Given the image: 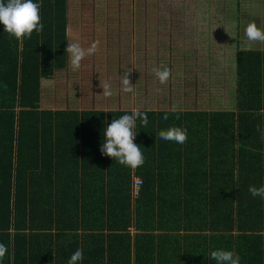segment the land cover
Returning <instances> with one entry per match:
<instances>
[{"label":"trees","instance_id":"1","mask_svg":"<svg viewBox=\"0 0 264 264\" xmlns=\"http://www.w3.org/2000/svg\"><path fill=\"white\" fill-rule=\"evenodd\" d=\"M33 2L39 34L21 45L0 24V264H68L77 249L80 264H217L218 249L264 264V199L249 192L264 186V50L241 48L240 1ZM76 41L99 48L74 72ZM134 111L147 124L132 169L100 149ZM171 127L187 142L158 138Z\"/></svg>","mask_w":264,"mask_h":264},{"label":"clouds","instance_id":"2","mask_svg":"<svg viewBox=\"0 0 264 264\" xmlns=\"http://www.w3.org/2000/svg\"><path fill=\"white\" fill-rule=\"evenodd\" d=\"M39 3L33 0H0V24L4 25V30L10 37L22 45L25 38L30 39L33 32L39 34L43 30L41 23ZM246 47L250 48L252 44H264V29L257 26L255 22L249 23L245 29ZM99 41H94L87 49L76 42H69L65 52L69 55V63L72 71L81 69V62L98 51ZM248 50V49H247ZM156 78L161 84H166L171 76V70L168 67L162 69H153ZM49 83H52L49 81ZM122 91L132 93L134 87L131 85L129 73L121 77ZM103 95L111 97L113 95L112 86L105 82L101 85ZM176 112L175 107L172 108ZM166 114L163 119L168 120ZM140 119L142 124H147V114L134 111L131 115H123L118 119H113L104 130V140L101 145L102 155H106L116 160L119 164L135 169L145 162V157L141 146L134 143L136 132V120ZM179 119V115L176 116ZM259 130V129H258ZM158 138L164 141H173L178 144L187 142L188 135L186 129L171 127L167 130H161ZM249 192L253 197L260 196L264 199V186L256 188L249 187ZM6 245L0 243V261L7 253ZM210 258L217 264H240V256L233 251L218 249L210 253ZM83 260L82 249H77L70 257L68 264H80Z\"/></svg>","mask_w":264,"mask_h":264},{"label":"rangeland","instance_id":"3","mask_svg":"<svg viewBox=\"0 0 264 264\" xmlns=\"http://www.w3.org/2000/svg\"><path fill=\"white\" fill-rule=\"evenodd\" d=\"M239 1H240V10H241L240 23H239V34H240L239 41L241 43V48L264 50V44L255 43L252 44L250 48L246 47L245 44L246 42L245 29L249 23L255 22L259 28L264 29V0H239ZM214 57H216L215 54ZM215 65L219 67V65H217L216 62ZM219 80L217 73L212 74V83L216 84ZM211 105L212 104H210V106Z\"/></svg>","mask_w":264,"mask_h":264},{"label":"built area","instance_id":"4","mask_svg":"<svg viewBox=\"0 0 264 264\" xmlns=\"http://www.w3.org/2000/svg\"><path fill=\"white\" fill-rule=\"evenodd\" d=\"M141 182L139 180H136L135 181V184H134V192L137 194L138 191L140 190V187H141Z\"/></svg>","mask_w":264,"mask_h":264}]
</instances>
